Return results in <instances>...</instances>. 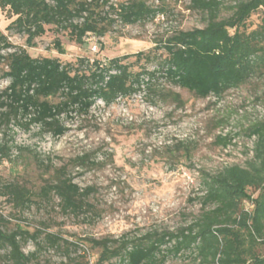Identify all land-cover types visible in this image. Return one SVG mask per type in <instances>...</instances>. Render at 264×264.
Returning a JSON list of instances; mask_svg holds the SVG:
<instances>
[{"label":"rangeland","instance_id":"rangeland-1","mask_svg":"<svg viewBox=\"0 0 264 264\" xmlns=\"http://www.w3.org/2000/svg\"><path fill=\"white\" fill-rule=\"evenodd\" d=\"M132 0H108L117 6ZM161 9L154 20L122 25L103 24V37L87 35L82 45L68 32L45 27V34L29 46L26 37L6 30L12 19L0 11V33L15 48H24L32 58H57L62 64L77 58L107 61L135 54L150 56L137 62L134 71L158 70L166 54L156 48L178 32L202 29L208 16L191 8V0H141ZM217 19H225L232 7L244 0H216ZM107 8H105L106 10ZM262 11L251 16L248 31L254 30ZM110 18L114 19L111 15ZM58 39L60 54L53 41ZM95 47V49H93ZM12 50L3 51L5 55ZM0 65V93L9 81ZM158 94L147 88L128 98L105 106L97 101L87 116L62 117L68 131L55 138L31 126L28 131L10 125L0 134V145L13 146L10 160L0 163V182L16 183L34 194L33 205L23 211L13 208L0 196V230L20 228L29 234L41 233L39 246L29 240L24 254H35L31 264H96L99 251L90 240H120L151 233H177L189 227L202 212L205 174L213 175L224 167H246L252 160L255 138L249 130L264 118V77L256 76L247 84L229 90L219 98L199 99L171 85L157 74ZM177 95V99L170 97ZM60 99L52 98L56 103ZM21 148V151L18 149ZM87 155L96 166H73L75 158ZM66 166L68 175L81 189L91 188L89 208L78 217L61 213L54 197L37 200V194L54 181L55 170ZM255 196V195H254ZM245 209L250 207L245 204ZM207 210V209H206ZM54 234L72 243L69 255L62 249L43 246L44 236ZM264 254V246L258 248ZM0 249V264H7ZM105 264H117L112 260ZM165 264H198L188 254L168 258Z\"/></svg>","mask_w":264,"mask_h":264},{"label":"trees","instance_id":"trees-1","mask_svg":"<svg viewBox=\"0 0 264 264\" xmlns=\"http://www.w3.org/2000/svg\"><path fill=\"white\" fill-rule=\"evenodd\" d=\"M191 3V8L208 16L206 26L178 32L159 42L156 48L166 58L152 72L134 71L137 62L150 61V56L142 53L135 54V62L129 63V56L107 61L79 57L68 64L57 58H32L0 33V65L6 67L2 77L9 81L0 93V134L10 125L26 131L37 126L59 138L68 131L62 123L63 116H87L97 101L110 106L139 93L142 87L158 94L157 74L199 99L219 98L256 76L264 77V0L241 1L232 7L229 17L221 20L217 19L220 4L216 0ZM0 11L12 19L6 30L25 36L31 47L48 26L68 32L72 41L82 45L87 35L103 37V24L118 21L135 25L164 14L141 0L117 6L108 0H0ZM258 11H262L259 23L248 31L247 22ZM53 47L63 54L58 39L53 41ZM8 50L12 51L2 54ZM52 98L60 100L53 103ZM248 137L255 138V143L252 160L246 167L233 165L204 175V194L199 199L202 212L195 222L175 234L154 232L133 239L90 240L99 251L96 264L112 260L117 264H165L168 258L183 254L198 264H264V254L257 252L264 246V118L252 126ZM12 147L7 142L0 145V163L10 160ZM73 163L76 168L96 166L87 155L75 158ZM92 192L91 188H79L66 166H62L55 170L54 181L39 190L37 200L55 197L61 213L78 217L90 207L87 200ZM0 196L20 211L29 209L35 197L24 186L1 182ZM245 204L250 209H245ZM40 234H29L20 228L9 233L0 230V249L6 252V263L31 264L35 254H24L23 245L32 240L39 246ZM43 240V246L62 249L67 256L75 248L54 234H46Z\"/></svg>","mask_w":264,"mask_h":264},{"label":"built area","instance_id":"built-area-1","mask_svg":"<svg viewBox=\"0 0 264 264\" xmlns=\"http://www.w3.org/2000/svg\"><path fill=\"white\" fill-rule=\"evenodd\" d=\"M93 49H95V47Z\"/></svg>","mask_w":264,"mask_h":264}]
</instances>
